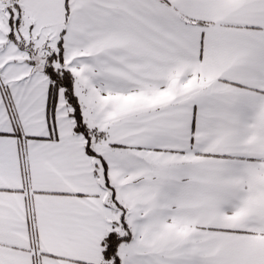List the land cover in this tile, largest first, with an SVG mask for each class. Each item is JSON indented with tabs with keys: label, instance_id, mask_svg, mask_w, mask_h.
Returning <instances> with one entry per match:
<instances>
[{
	"label": "snow or ice",
	"instance_id": "obj_1",
	"mask_svg": "<svg viewBox=\"0 0 264 264\" xmlns=\"http://www.w3.org/2000/svg\"><path fill=\"white\" fill-rule=\"evenodd\" d=\"M0 264H264V0H0Z\"/></svg>",
	"mask_w": 264,
	"mask_h": 264
}]
</instances>
